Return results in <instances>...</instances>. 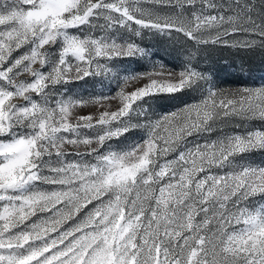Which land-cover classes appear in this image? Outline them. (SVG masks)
Wrapping results in <instances>:
<instances>
[{
	"label": "snow or ice",
	"instance_id": "6c2138e0",
	"mask_svg": "<svg viewBox=\"0 0 264 264\" xmlns=\"http://www.w3.org/2000/svg\"><path fill=\"white\" fill-rule=\"evenodd\" d=\"M159 4L180 11L160 15L147 6ZM197 4L192 18L183 15ZM217 7L213 0H0V264H264V204L248 203L264 196V167L233 164L264 150V130L177 153L187 137L232 118L264 121V88L210 89L202 102L156 121L145 143L122 154L99 153L128 131L114 122L150 94L191 86L199 73H151L143 87L91 101L96 115H74L83 102L48 106L50 84L105 71L101 61L138 51L131 43L69 36L68 29L103 16L108 28L135 23L199 34L200 42L237 32L264 37V0H229L230 15L208 14ZM61 37L59 59L45 73L48 48ZM117 98L118 108L109 110L105 101ZM97 128L104 133L84 131ZM170 152L174 159H164ZM225 167L230 171H215Z\"/></svg>",
	"mask_w": 264,
	"mask_h": 264
},
{
	"label": "rangeland",
	"instance_id": "374dc122",
	"mask_svg": "<svg viewBox=\"0 0 264 264\" xmlns=\"http://www.w3.org/2000/svg\"><path fill=\"white\" fill-rule=\"evenodd\" d=\"M220 7L209 10L208 14L230 15L229 0H213ZM160 15H176L180 10L170 5H147ZM201 5L186 6L183 15L192 18L201 10ZM103 16L94 17L89 23L67 30L69 36L81 39H104L106 42H116L121 45L133 44L138 50L132 56L114 57L103 60L106 70L90 74L81 79H68L55 85H49L48 106H55L61 101L83 102V107L74 110V115H96L99 105L90 103L101 98H113L121 90L133 91L149 83L151 73L163 71L169 78H175L182 71H195L200 74L191 86L175 93L150 94L134 104L129 115L121 122H114L113 127L127 126L128 131L119 137H114L99 148V153H125L135 150L149 138L150 126L164 116L180 112L186 107L200 103L207 98L210 89L235 90L264 88V37L255 34L237 32L222 37L219 42H200L199 34L189 37L182 32L142 27L135 23L108 28ZM214 31V30H213ZM256 43H248L249 41ZM237 41V43H233ZM239 41H244L241 45ZM64 46L63 37L48 48L50 62L41 70L49 72L58 61ZM28 50L22 48L13 57L22 55ZM41 101L40 96L33 97ZM109 110L115 111L119 106V99L105 101ZM239 125V126H237ZM175 126V125H173ZM169 130H171V126ZM253 129L264 130V121L240 120L232 118L226 121L222 128L196 133L187 137L178 146L177 153L189 149L197 144L214 141L230 134H244ZM89 137L102 135L104 129L84 130ZM161 130V135H163ZM170 152L164 159L172 160L177 154ZM69 159L79 157L69 156ZM91 159V157H85ZM233 164L264 167V150L250 151L235 157ZM217 172H228L230 168L216 169ZM41 190H54L55 185L37 183ZM250 206L264 204V196L250 198ZM91 207V205H89Z\"/></svg>",
	"mask_w": 264,
	"mask_h": 264
}]
</instances>
